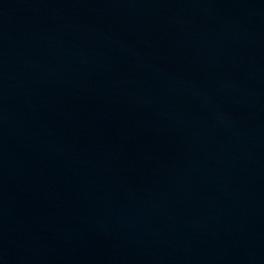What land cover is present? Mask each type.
Returning <instances> with one entry per match:
<instances>
[{"label": "water", "instance_id": "obj_1", "mask_svg": "<svg viewBox=\"0 0 264 264\" xmlns=\"http://www.w3.org/2000/svg\"><path fill=\"white\" fill-rule=\"evenodd\" d=\"M0 264H264V0H0Z\"/></svg>", "mask_w": 264, "mask_h": 264}]
</instances>
